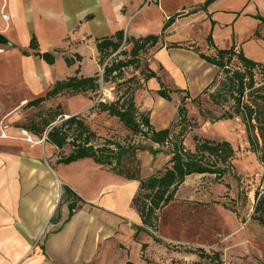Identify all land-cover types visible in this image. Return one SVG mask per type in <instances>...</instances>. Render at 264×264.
Here are the masks:
<instances>
[{
  "label": "crops",
  "instance_id": "obj_1",
  "mask_svg": "<svg viewBox=\"0 0 264 264\" xmlns=\"http://www.w3.org/2000/svg\"><path fill=\"white\" fill-rule=\"evenodd\" d=\"M157 1L144 6L143 0H0V34L10 43L0 44V87L17 85L30 97L44 93L53 82L77 70L83 76L100 74L95 39L117 31L132 36L155 34L164 19L187 10L179 9L182 4L171 9L172 0ZM203 2L190 0L188 6L194 9ZM189 18L193 24L183 26ZM261 19L264 0H214L205 10L197 8L187 17L176 18L164 30L163 46L153 56L156 67L151 69L161 81L185 90L192 98L211 82L218 69L189 46L167 45L190 40L203 54H213L215 49L205 36L199 42L190 32L205 23L204 32L214 47L233 44L246 58L264 64ZM150 21L155 28H148ZM31 36L36 38L40 53L54 54L53 63L31 53ZM77 53L81 61L67 66L64 57ZM146 82L150 90L159 87L154 78ZM178 94L171 93L172 100L175 95L177 98L174 105L181 99ZM72 97L81 109L93 106L88 95ZM35 146L38 149L21 140L16 152L0 149V264H156L144 254L160 251L161 246L143 232L134 237L140 218L131 199L138 180L125 179L88 157L48 165L45 151L38 149L42 154H35L31 150ZM65 186L76 196L65 193ZM68 203L75 204L71 216ZM142 244H147L144 251ZM171 258L173 264L181 260ZM195 261L194 256L192 263Z\"/></svg>",
  "mask_w": 264,
  "mask_h": 264
},
{
  "label": "trees",
  "instance_id": "obj_2",
  "mask_svg": "<svg viewBox=\"0 0 264 264\" xmlns=\"http://www.w3.org/2000/svg\"><path fill=\"white\" fill-rule=\"evenodd\" d=\"M214 0H205L199 5L198 10H205L206 6ZM197 9L189 11L187 14L177 12L162 24L161 31L157 34H146L132 36L117 31L109 37L95 39V50L97 51V64L102 68V72L93 76L75 74L66 75L62 79L53 82L42 96L35 97L27 101V107H40L47 99H51L63 94L70 96L79 93H94L97 101L91 108H97L100 112H105L110 117H115L131 135L136 136V142L104 140L98 141V136L78 115H69L63 118V111L58 104L49 107L43 114L34 115L29 124L21 125V128L30 134L44 138L46 143L51 144L56 149L63 150L64 146H69L68 153L58 156L56 163H69L84 157L91 158L94 163L106 166L110 171L121 175L125 179L138 180L139 184L131 205L138 212L140 225L135 226V236L138 232L149 235L153 241L160 242L154 235L158 229L157 222L159 214L163 208L175 200L176 191L185 179L196 175H213L216 183H220L226 175L233 173L232 145L225 139H214L201 137L197 134L192 136L193 149L184 145V138L191 131L194 125L189 124L186 109L187 101L196 106L203 120L207 122H217L225 119L238 118L246 131L247 142L251 151L256 155L263 167L264 175V64L253 62L246 58L241 51L237 52L235 47L230 45L227 48L214 47L210 35L206 40L209 46L213 47V54H203L195 45H190L199 57L206 63L217 67L216 75L211 82L196 96L189 97L185 90L177 87H168L160 77L149 67L140 66L141 54L156 46L161 40L163 32L173 21L183 15H189ZM260 18V17H259ZM264 23V19H261ZM257 35V32H256ZM28 49L32 54L40 57L47 63L54 61V54L50 52H39L37 40L31 36ZM169 48L180 47L176 42L169 43ZM28 55V51H22ZM82 56L75 54L73 57H64L67 66L81 61ZM236 61L235 67H230L232 60ZM131 73L124 79L128 70ZM138 71V74L135 72ZM261 81L257 82L255 75L258 74ZM154 78L158 82L156 95L166 101H171V93H181L179 104L176 105V123L160 129L153 128L150 123L149 114L142 110L136 102V91L143 89L148 79ZM115 83V94L111 101H102L103 86L106 83ZM202 95H206L209 100L218 106L226 105L223 113L218 116H211L201 109L200 101ZM90 98V97H88ZM212 114V113H211ZM38 118H37V117ZM177 128V129H176ZM147 151L151 155L163 153L168 156L161 169L145 178H139V163L137 152ZM132 163L129 168L123 167V161ZM64 192L73 193L66 186ZM75 204L68 203L69 216ZM251 219L264 227V186L259 187L254 192V202L252 205ZM147 244H142L144 251ZM197 261L192 264H223L218 251L211 253L198 247L194 252ZM150 261L148 260L147 263ZM125 264H134L127 261ZM175 264H177L175 262Z\"/></svg>",
  "mask_w": 264,
  "mask_h": 264
},
{
  "label": "rangeland",
  "instance_id": "obj_3",
  "mask_svg": "<svg viewBox=\"0 0 264 264\" xmlns=\"http://www.w3.org/2000/svg\"><path fill=\"white\" fill-rule=\"evenodd\" d=\"M189 3L190 0H172L170 7L173 9L182 4L178 6L179 9L185 8L187 10L180 12L187 14L189 11L198 8H189ZM148 14L149 19L152 21V11ZM187 16L189 15L181 17ZM166 20L164 19L162 24ZM151 21L147 24L149 29L155 28L151 25ZM190 24H193L191 18L183 22V26H189ZM161 26L157 33L161 31ZM199 27H197V30L190 29V32L195 40L200 42L205 40L208 32H204L205 23L200 24ZM189 41H176V43H180L184 47L195 44ZM161 46H163L162 41H158L156 46L142 52L140 66L156 67L153 56ZM97 56L96 52V60ZM230 63V67L237 65L235 59ZM131 71L129 69L126 72L124 79L130 75ZM101 72L102 68L100 69ZM135 73L138 74V71ZM255 78L257 82L261 81L259 73L255 75ZM11 82L9 81V83ZM165 84L171 87L167 83ZM15 86L17 85L0 87V138L7 137L0 139V149L16 152L19 150L20 141L23 140L31 146L37 145L41 152L45 151V162L48 165H52L60 154L68 153L70 151L69 146H64L63 150L56 149L51 144L46 143L44 138L30 134L27 131L26 133L32 137L33 141L26 142L27 138L21 133L23 130L21 125L29 124L30 120L35 118L34 115L37 113L43 114L47 108L55 107L58 104L64 113L63 118H67L69 115L81 116L88 127L96 133L99 142L104 140H114L120 143L136 142L137 137L131 135L130 131H126L117 118L98 111L95 108L96 106L81 109L76 105V98L63 94L47 99L40 107H27L25 106L27 101L42 96L46 91L29 97L28 94ZM103 87L100 100L111 101L115 94V83H106ZM85 95L90 97L88 99L94 105L97 101L96 94L88 93ZM180 96L178 94V97ZM135 98L139 107L149 114L153 128L160 129L163 125L166 127L176 123L177 113L173 108L175 109L180 102L179 100L174 105L177 99L176 95L175 100H172L171 97V101L168 102L158 97L156 91L150 90L147 85H144L143 89L136 91ZM23 100L25 101L24 104L22 103ZM200 105L206 114L208 111L211 112L212 114L208 113L211 116L222 114V111L226 108L225 104L224 106L214 105L206 95H202ZM186 109L190 120L189 124L196 126L191 128L192 130H189L185 136L184 145L193 149L192 136L194 134L206 138L226 139L234 149L232 159L234 175L227 174L220 183L215 182L213 175L194 174L188 177L179 187L176 199L165 206L159 214L158 229L154 235L160 241L156 244L158 243L157 245L161 246L162 249L160 248V251L159 249L151 250V252L148 250L144 254L146 255L145 258L150 257L156 264H161L162 261H164V264H173L174 260L169 259L173 256L175 258L180 257L181 260H175L177 264H192V258L196 255L190 253V251L194 252L200 247L209 253L218 251L223 264H264V227L251 219L254 192L257 188L264 186L263 167L250 149L245 127L238 118L217 122L205 121L204 124L202 122L203 117L196 106L187 101ZM154 111L156 112L155 116L152 114ZM162 118H166L164 122H162ZM38 149L35 146L31 150L35 154H42ZM137 154L139 178H145L147 175L161 169L165 163L164 161L168 158L162 152L154 156L140 151ZM43 161L42 157L41 162ZM132 165L130 162L123 161V167L125 168Z\"/></svg>",
  "mask_w": 264,
  "mask_h": 264
},
{
  "label": "bare ground",
  "instance_id": "obj_4",
  "mask_svg": "<svg viewBox=\"0 0 264 264\" xmlns=\"http://www.w3.org/2000/svg\"><path fill=\"white\" fill-rule=\"evenodd\" d=\"M22 103L24 104L25 101H22ZM161 103V102H160ZM159 103V104H160ZM152 114H154V116L156 115V112L154 111ZM159 114V113H158ZM21 133L27 138L28 142H32V137L30 135H28L24 130L21 131Z\"/></svg>",
  "mask_w": 264,
  "mask_h": 264
},
{
  "label": "built area",
  "instance_id": "obj_5",
  "mask_svg": "<svg viewBox=\"0 0 264 264\" xmlns=\"http://www.w3.org/2000/svg\"><path fill=\"white\" fill-rule=\"evenodd\" d=\"M158 1L157 0H143V5H149V4H155L157 3Z\"/></svg>",
  "mask_w": 264,
  "mask_h": 264
},
{
  "label": "water",
  "instance_id": "obj_6",
  "mask_svg": "<svg viewBox=\"0 0 264 264\" xmlns=\"http://www.w3.org/2000/svg\"><path fill=\"white\" fill-rule=\"evenodd\" d=\"M0 44L10 45V43L0 34Z\"/></svg>",
  "mask_w": 264,
  "mask_h": 264
}]
</instances>
